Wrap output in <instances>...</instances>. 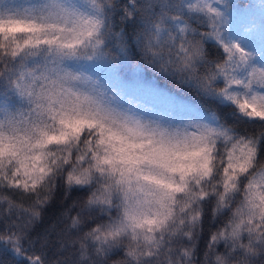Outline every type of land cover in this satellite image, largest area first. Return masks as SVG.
Instances as JSON below:
<instances>
[{"label":"snow or ice","instance_id":"snow-or-ice-1","mask_svg":"<svg viewBox=\"0 0 264 264\" xmlns=\"http://www.w3.org/2000/svg\"><path fill=\"white\" fill-rule=\"evenodd\" d=\"M0 264H264V0H0Z\"/></svg>","mask_w":264,"mask_h":264},{"label":"trees","instance_id":"trees-1","mask_svg":"<svg viewBox=\"0 0 264 264\" xmlns=\"http://www.w3.org/2000/svg\"><path fill=\"white\" fill-rule=\"evenodd\" d=\"M19 4L28 5L32 0H17ZM146 80L150 85L159 88L167 95L172 96L178 103H193L195 102V94L191 92L187 87H179L175 81L166 80L162 77L154 76L152 73L146 74ZM61 208V203L53 204L47 211L43 223L39 224L36 228L37 232H42L46 227H48L59 215ZM203 241L200 243L201 253L203 252Z\"/></svg>","mask_w":264,"mask_h":264}]
</instances>
